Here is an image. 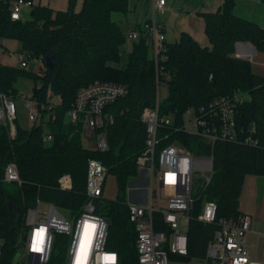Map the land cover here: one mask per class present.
Returning a JSON list of instances; mask_svg holds the SVG:
<instances>
[{"label": "trees", "instance_id": "1", "mask_svg": "<svg viewBox=\"0 0 264 264\" xmlns=\"http://www.w3.org/2000/svg\"><path fill=\"white\" fill-rule=\"evenodd\" d=\"M14 1L17 0H0V52L8 50L4 40H14L19 44V55L37 59L39 68L32 71L30 67L22 69L0 62V94L16 97V81L30 79L37 100L44 101L46 94L52 92L60 105L54 112L55 119L46 120L45 125L29 129L17 125L13 141L0 125V263L13 264L16 260L22 216L37 200L72 215L81 212L86 202L89 159L100 161L107 175L115 176L119 192L124 193L127 180L138 174L136 159L145 140L141 112L154 104L158 82L167 89L159 116L171 123L159 130V136L165 137L163 145L175 143L193 155L212 156L213 160L210 183L196 191L188 210L187 253L169 255L170 262H202L219 221L245 215L238 207L245 177L264 178V77L252 71L249 60L235 57L237 43H248L264 54V27L237 17L233 13L234 0H220L221 7L216 12L198 14L209 46H201L181 32L176 42L165 43L164 59L155 65L147 37L141 36L132 42L127 64L119 68L115 65L120 61L126 34L112 21L111 14H127L129 0H82L78 11L76 0H68L64 11L23 0L32 3L29 19L12 20ZM46 57L52 65L50 69L45 66ZM94 81L120 84L127 89L126 96L105 109L114 122L106 131L109 150L103 153L84 148L83 122L72 124L66 116L77 91ZM238 93L248 98L236 115L239 136L247 135L250 125H254L255 146L246 145L241 139L209 146L182 130L183 115L188 109L215 122L208 114L210 104ZM200 108L204 110L202 114L198 113ZM45 134L51 136L50 141L43 140ZM11 161L17 166L20 185L5 190L4 168ZM63 174L71 178L70 189L58 188L57 180ZM205 201L216 206L210 223L197 219ZM97 203L96 212L109 224L106 248L118 254V264H137L136 234L125 217L126 201L120 197ZM153 217L154 227L168 232L161 215ZM65 244L66 238L56 235L48 264H64Z\"/></svg>", "mask_w": 264, "mask_h": 264}, {"label": "built area", "instance_id": "2", "mask_svg": "<svg viewBox=\"0 0 264 264\" xmlns=\"http://www.w3.org/2000/svg\"><path fill=\"white\" fill-rule=\"evenodd\" d=\"M165 6V0H153V14L162 13ZM31 7L32 3L29 1H14L11 5V19L24 20L23 10ZM141 36L147 37L152 59L157 65L164 59L165 38L154 18L147 20L139 28L130 30L126 38L136 41ZM32 60L39 63L37 59H28V55H18V66L27 69ZM166 94L167 89L158 82L154 104L141 112L145 140L143 151L136 159V167L139 172L137 185L145 183V186L144 192H139V187L130 188L133 196L132 200L126 202L125 213L136 234L137 264H169V255H186L188 210L193 203V195L206 188L213 172L212 156L193 155L175 143L163 145L165 137L159 136V130L164 125L171 124L170 119L159 116L160 103ZM126 95L127 89L123 85L94 81L77 91L66 116L72 124L82 121L84 133L95 134V150L106 152L109 150L106 131L113 124L114 117L105 109ZM15 98L0 94V125L6 129L10 141L15 139L17 131ZM20 99L25 104L31 126L45 125L46 120L53 121L54 112L60 105L58 97L52 92L46 94L44 101L37 100L31 90L27 97ZM247 99L236 94L222 97L210 104L208 114L215 122H208L203 116H197L193 109H188L183 115L182 130L198 136L209 146L218 141L236 143L240 139L246 145L255 146V126L250 125L248 134L240 138L236 123L238 109ZM203 112L202 108L198 110L200 114ZM43 140L48 142L51 136L45 134ZM106 176L107 170L100 161L88 160L86 202L78 215H72L69 211L40 200L25 211L17 241L21 264H48L56 235L66 238L64 264H118V254L106 248L108 221L96 212L97 202L102 199ZM2 182L20 185L14 162L5 166ZM57 184L60 190L70 189V176L63 174ZM215 210L213 202L205 201L197 219L210 223L214 220ZM154 214L161 215L168 232L154 227ZM250 227L251 219L247 215L237 220H220L218 229L208 244L203 263L261 264L253 260L248 251L245 237ZM2 247L0 240V260ZM18 259L13 264H18Z\"/></svg>", "mask_w": 264, "mask_h": 264}, {"label": "rangeland", "instance_id": "3", "mask_svg": "<svg viewBox=\"0 0 264 264\" xmlns=\"http://www.w3.org/2000/svg\"><path fill=\"white\" fill-rule=\"evenodd\" d=\"M213 1L215 0H165L166 12L164 14L158 12L153 14V0H129V12L127 14L112 13L111 19L127 35L134 26H141L145 21L154 18L157 23L164 25L166 42L174 43L178 40L180 29L183 28L182 26L189 30L193 29L194 33L204 37L202 20L199 18L197 12H216L218 9L213 7ZM32 3L33 5L40 4L41 6H47L53 11H64L67 9L68 0H33ZM81 3L82 0H76V11L81 8ZM30 11V8L23 10L22 15L24 19H29ZM233 13L237 17L254 21L259 26L264 27V0H234ZM3 44L8 50L0 52V62L8 66L18 67L19 44L14 40H4ZM132 44V41L126 38L125 43L121 47L120 61L115 66L122 68L127 64ZM206 45L209 46L208 41H206ZM250 56L252 71L264 77V54L256 51ZM28 65L32 71H38L39 65L34 60L29 62ZM32 87L33 81L30 79L19 78L15 83L17 90V95L14 99L16 104V124L25 129H29L32 123L27 119L25 104L20 97H27ZM240 96L247 97L243 94H240ZM81 144L86 149L95 150V134L83 135L81 137ZM141 177L143 178L144 175H141ZM138 181L139 172L137 176L127 180L124 193H120L115 176L108 174L105 179L102 200L100 202L116 200L120 197L129 202L130 188L139 187V192H144L145 183L137 185ZM2 186L5 190L15 188V185L9 183H2ZM131 196H133V193ZM238 207L242 213L251 219L250 231L245 237L250 256L253 260L255 259V261L264 264V178L255 176L245 177L238 199ZM17 258H19L17 263L21 264L20 255ZM169 264L204 263L191 260L185 263L172 261Z\"/></svg>", "mask_w": 264, "mask_h": 264}, {"label": "crops", "instance_id": "4", "mask_svg": "<svg viewBox=\"0 0 264 264\" xmlns=\"http://www.w3.org/2000/svg\"><path fill=\"white\" fill-rule=\"evenodd\" d=\"M212 5H214L213 7L219 9L220 6H221V1L220 0H215V1H213ZM164 12H166V6L164 8V11L162 13H160V14H164ZM202 12H209V11H201V12H197V13L199 14V13H202ZM201 20H202V18H201ZM158 24H159V26L161 28V31H162V33L164 35V38H165V28H164V25H160V23H158ZM182 27L183 28L180 29L181 31L179 32L178 38H179L181 32H185V33L189 34L193 39H195L201 46H208V45H206V41H208V40H207V38H206L205 35H204V37H201L200 34L194 33V30L193 29L189 30V29L184 28V26H182ZM202 30H203V23H202ZM147 42H148V39H147ZM165 43H167L166 42V39H165ZM254 52H256L255 49L253 48V46H251L248 43H237L235 45V57L236 58L246 59V60H249L250 63H251V56L250 55L251 54H254ZM129 200H132L131 194H129ZM186 230H187V227H186ZM169 263H170V261H169Z\"/></svg>", "mask_w": 264, "mask_h": 264}, {"label": "water", "instance_id": "5", "mask_svg": "<svg viewBox=\"0 0 264 264\" xmlns=\"http://www.w3.org/2000/svg\"><path fill=\"white\" fill-rule=\"evenodd\" d=\"M45 66H46V68H48V69H50V68L52 67V65H51V63H50L48 57L45 58ZM122 189H123V188H122ZM6 204H7V203H6ZM7 206L9 207L8 204H7ZM125 216L127 217V214H125ZM17 256H18V254L16 255L15 259H17Z\"/></svg>", "mask_w": 264, "mask_h": 264}]
</instances>
